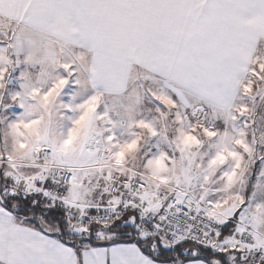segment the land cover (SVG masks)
<instances>
[{"label": "snow or ice", "instance_id": "6c2138e0", "mask_svg": "<svg viewBox=\"0 0 264 264\" xmlns=\"http://www.w3.org/2000/svg\"><path fill=\"white\" fill-rule=\"evenodd\" d=\"M0 264H264V0H0Z\"/></svg>", "mask_w": 264, "mask_h": 264}]
</instances>
